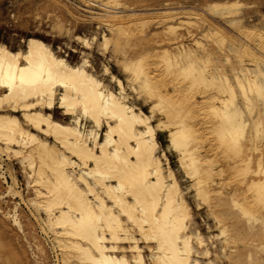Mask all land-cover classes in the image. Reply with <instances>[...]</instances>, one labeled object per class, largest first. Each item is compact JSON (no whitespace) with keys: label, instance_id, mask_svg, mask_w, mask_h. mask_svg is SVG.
<instances>
[{"label":"bare ground","instance_id":"1","mask_svg":"<svg viewBox=\"0 0 264 264\" xmlns=\"http://www.w3.org/2000/svg\"><path fill=\"white\" fill-rule=\"evenodd\" d=\"M79 1L98 25L72 35L85 48L77 61L36 34L18 47L0 39V198H18L0 212L35 264L46 250L33 236V251L22 204L53 264H264V25L244 23L240 0L201 10ZM147 37L153 48L129 53ZM95 44L125 80L110 59L96 71L87 52ZM40 65L42 80L51 72V81L21 87L18 70ZM163 132L166 148L158 141ZM168 152L216 231L195 225ZM11 158L25 173L27 197ZM215 242L220 247L212 249Z\"/></svg>","mask_w":264,"mask_h":264},{"label":"rangeland","instance_id":"2","mask_svg":"<svg viewBox=\"0 0 264 264\" xmlns=\"http://www.w3.org/2000/svg\"><path fill=\"white\" fill-rule=\"evenodd\" d=\"M126 1L128 4L137 8L159 9L162 8L163 3L167 1L171 6L192 7L201 10L206 4L214 0ZM240 1L245 4L243 9L245 16L244 23L247 25H264V0ZM67 8L70 9L75 16L70 15L66 11ZM208 17L217 24L225 27L230 33L234 32V30L221 18L211 16ZM59 20L62 22L61 28H59L57 25ZM97 25L98 24L95 22V19L91 18L88 12L83 9V3L79 0H0V39L15 47L25 43L22 41V39H26L28 36L36 34L51 43L54 48L58 49L61 47L63 51H67L70 54L69 58L71 60L77 61L80 59L81 51L85 48L82 47L81 43L77 42L72 35L76 33L89 35L97 29ZM67 28L71 30L70 35L67 33ZM151 29L160 30V24L152 25ZM193 30L199 32L198 29ZM160 38H162L161 35L157 37V40ZM149 39L150 37H147L146 42H144L142 45H138V47L129 49V53H133L134 51L141 48H150V46L153 48V45H155L154 41L152 39L149 41ZM72 48H76V51L72 50ZM87 52H90L89 57L96 71L101 73L102 62H107L110 59V53L107 54L108 57L104 56L101 54V49H99L96 44L93 49H88ZM110 65L113 72L125 80L124 73L121 71L114 58L110 59ZM140 105L144 106V109L148 111V108L145 107L142 101H140ZM58 115L62 116L61 109H59ZM158 141L161 148H166L168 143L166 133H159ZM168 157L172 167L178 174L179 180L186 192V197L192 206L195 225H197L199 229L205 234H208L209 231H216L214 221L210 216H208V214H205L207 213L206 206L204 204L198 205V202L195 200L193 196V190L190 187V181L178 167L176 154L174 152H168ZM6 162H8L13 168V172L16 174L19 181V189L23 195L27 197L31 193V189L27 186V179L24 171L16 159H7ZM5 190L6 183H4L0 177V196L5 192ZM15 200H18V198L14 199L11 196H7L4 199L0 198V206L6 210L11 205H13ZM21 213L26 225L27 238L34 247L33 251L36 250L33 239V236H35L37 240L42 243L46 250L45 255H41L36 251L42 259V264H53L55 262L54 253L47 244L45 235L41 232L37 222L31 217L28 207H26L24 204H22ZM6 243H11L12 248L10 251L7 250ZM211 244L212 243H210V245ZM215 245L217 248L220 247V244L215 242L213 245H211V248L213 249ZM7 251L9 252L8 254H10V260L4 262L2 261V258H0V264H35V258L33 257L32 249L28 246V243L23 235L16 231L13 226H11L9 220L5 218L0 212V257H2ZM223 264L228 263L224 261Z\"/></svg>","mask_w":264,"mask_h":264},{"label":"snow or ice","instance_id":"3","mask_svg":"<svg viewBox=\"0 0 264 264\" xmlns=\"http://www.w3.org/2000/svg\"><path fill=\"white\" fill-rule=\"evenodd\" d=\"M19 74V84L21 87H23L25 84L28 85H34L37 83H47L51 81L52 74L51 72H48V81H43L42 78L45 75V69L43 65H40L37 69H33L31 67H22L18 70ZM17 79V73L16 72H10L9 74V80L15 81ZM12 84H8L5 87H11Z\"/></svg>","mask_w":264,"mask_h":264}]
</instances>
